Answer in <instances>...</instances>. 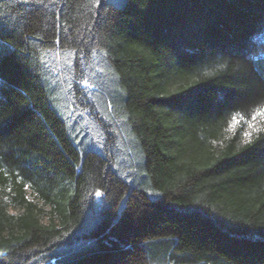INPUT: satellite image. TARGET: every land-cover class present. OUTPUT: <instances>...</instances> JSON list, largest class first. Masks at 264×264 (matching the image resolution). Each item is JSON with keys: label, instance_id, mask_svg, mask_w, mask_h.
Wrapping results in <instances>:
<instances>
[{"label": "trees", "instance_id": "trees-1", "mask_svg": "<svg viewBox=\"0 0 264 264\" xmlns=\"http://www.w3.org/2000/svg\"><path fill=\"white\" fill-rule=\"evenodd\" d=\"M0 264H264V0H0Z\"/></svg>", "mask_w": 264, "mask_h": 264}]
</instances>
